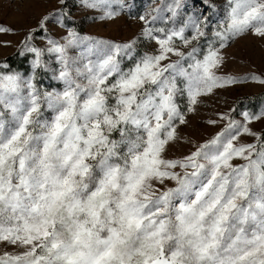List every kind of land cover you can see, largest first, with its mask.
<instances>
[{"label": "snow or ice", "instance_id": "snow-or-ice-1", "mask_svg": "<svg viewBox=\"0 0 264 264\" xmlns=\"http://www.w3.org/2000/svg\"><path fill=\"white\" fill-rule=\"evenodd\" d=\"M73 8L139 27L84 33ZM246 36L264 42V0L41 12L26 66L0 61V264H264V71L223 70ZM244 85L260 91L201 115ZM192 117L210 131L182 133Z\"/></svg>", "mask_w": 264, "mask_h": 264}, {"label": "rangeland", "instance_id": "rangeland-1", "mask_svg": "<svg viewBox=\"0 0 264 264\" xmlns=\"http://www.w3.org/2000/svg\"><path fill=\"white\" fill-rule=\"evenodd\" d=\"M55 0H12V6H8V0H0V24L9 25L16 31L13 33H0V59L16 54V45L23 38V29L33 25L35 19ZM140 3V0H137ZM73 15L77 18L81 30L84 33L100 35L114 39H125L136 32L138 23L129 20L127 17H121L115 22L91 23L86 18V13L73 8ZM229 59L224 66V72L232 74H244L249 71L257 73L264 71V42L255 40L251 37L238 39L228 49ZM18 57V56H17ZM19 66L25 67L20 63ZM47 83V80L44 81ZM260 89L254 85L233 86L227 91H222L217 97H214L208 103L210 107L201 108V115L207 116L215 109H224L233 99L238 96H253L259 93ZM227 102V103H226ZM255 103V102H252ZM190 127L181 129V132L187 136H192L210 131L199 123L196 117L190 120ZM255 127H260L259 124Z\"/></svg>", "mask_w": 264, "mask_h": 264}, {"label": "trees", "instance_id": "trees-1", "mask_svg": "<svg viewBox=\"0 0 264 264\" xmlns=\"http://www.w3.org/2000/svg\"><path fill=\"white\" fill-rule=\"evenodd\" d=\"M4 60H7V62H9L13 67L19 66V63H18L19 59L15 53L12 55H7L0 59V61H4ZM252 102H255V101H252Z\"/></svg>", "mask_w": 264, "mask_h": 264}]
</instances>
